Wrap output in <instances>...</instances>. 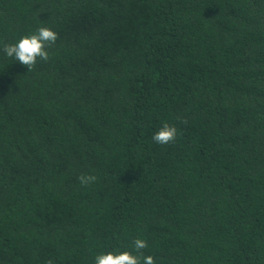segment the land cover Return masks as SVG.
Listing matches in <instances>:
<instances>
[{"label":"trees","instance_id":"obj_1","mask_svg":"<svg viewBox=\"0 0 264 264\" xmlns=\"http://www.w3.org/2000/svg\"><path fill=\"white\" fill-rule=\"evenodd\" d=\"M40 27L29 71L3 46ZM137 238L156 264H264V0H0V264Z\"/></svg>","mask_w":264,"mask_h":264},{"label":"clouds","instance_id":"obj_2","mask_svg":"<svg viewBox=\"0 0 264 264\" xmlns=\"http://www.w3.org/2000/svg\"><path fill=\"white\" fill-rule=\"evenodd\" d=\"M57 33L50 28L40 27L35 34L25 35L16 43H7L3 46V52L8 58H14L30 71L36 64L38 58L47 62L49 60L48 48L57 41ZM177 128L165 122L153 135V140L160 145H167L177 139ZM82 185H87L96 180L93 175H81L79 177ZM134 252L122 251L118 253L108 252L95 257V264H156L151 255H144L143 250L148 248L144 239L137 238L133 242Z\"/></svg>","mask_w":264,"mask_h":264}]
</instances>
